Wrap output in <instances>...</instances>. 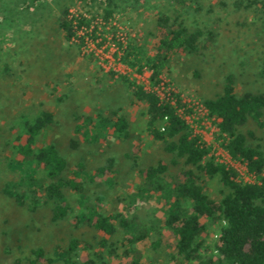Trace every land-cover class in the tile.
Returning <instances> with one entry per match:
<instances>
[{
    "label": "rangeland",
    "instance_id": "374dc122",
    "mask_svg": "<svg viewBox=\"0 0 264 264\" xmlns=\"http://www.w3.org/2000/svg\"><path fill=\"white\" fill-rule=\"evenodd\" d=\"M20 1L0 0V56L10 67V73L0 80V186L12 178L16 180L3 165L1 144L7 122L21 111L45 110L53 114L54 122L42 131L36 145L51 143L56 147L66 162L64 177H73L75 165L82 163L84 173L78 172L76 177L83 180L84 187L78 193L64 191L71 210L62 220L51 218L49 203L32 213L8 208L4 213L8 221L2 223L0 219V264H60L67 256L64 250L71 239L77 240L76 248L68 252L72 264H119L118 258L126 253H133L140 264H198L206 257L217 260L215 264H226L223 259H217L215 248L223 226L220 219L205 220L204 233L196 239L194 258L189 262L172 248L173 237L162 221L165 206L161 187L166 176L182 168V159L173 157L164 149V143L147 131L145 104L135 100L119 79L125 76L139 85L147 84L149 71L137 74L121 64L118 57L130 40L152 55L156 41L154 8L159 6L158 2L140 0L142 6L137 9L115 10L107 24L98 23L96 37H85L78 49L64 42L54 26L58 14L53 3L56 0L50 1L49 16L42 19L26 11L13 26L11 20L3 22L6 5L19 11ZM201 3L200 11L182 12L180 20L191 30L204 31L203 37L212 32L213 39L202 37L206 39V47H198L196 52H173L160 71L161 82L152 89L161 98L171 100L177 112L210 147L216 162L235 169L238 179L252 181L245 167L218 146L215 141L218 119L208 116L203 101L221 92L226 75H232L237 95L244 91L264 94V80L258 76L264 67V29L252 8H244V0H202ZM69 7L71 13L81 10L88 16L100 10L99 3L81 9L73 0ZM111 26L117 29L114 42L109 35ZM31 28L32 32L28 33ZM85 55L91 56L85 58ZM30 62L32 68L28 66ZM97 115L110 121L124 118L127 135L121 138L106 132L103 138L92 140L91 136L86 138L85 134L74 132V127L84 118L95 121ZM98 129L99 126L91 124L85 131ZM240 131L246 134L249 145L258 144L264 149V131L252 121ZM70 140H75V147L70 146ZM158 163L166 167L165 172L144 179L142 172ZM100 166L109 168L90 180ZM201 187L215 201L225 193L216 176H203ZM17 189L28 194L26 188ZM88 207L123 217L130 229L123 232L114 221V233L105 244H100L98 231L85 225L75 228L68 221L71 215ZM127 233L145 236L128 244ZM37 248L41 249L43 259H35L33 251Z\"/></svg>",
    "mask_w": 264,
    "mask_h": 264
},
{
    "label": "trees",
    "instance_id": "16d2710c",
    "mask_svg": "<svg viewBox=\"0 0 264 264\" xmlns=\"http://www.w3.org/2000/svg\"><path fill=\"white\" fill-rule=\"evenodd\" d=\"M50 1L52 0H21L18 4L19 11L6 5L3 22L11 20L13 22L11 25L17 24L23 17L22 13L26 11L39 15L38 20L45 15L49 16ZM56 1L53 3L58 14L54 19V26L64 42L72 43L78 49L83 46L85 37L90 39L96 37L98 23L107 24L115 10L137 9L142 6L140 0H73L81 9L99 3L100 10L88 16L81 10L71 13L69 2L72 0ZM155 1L159 6L156 5L154 8L156 41L152 55H148L142 45L130 40L118 57L121 64L137 74L149 71L147 85H139L125 76H120L119 79L135 100L145 104L147 131L154 139L164 143V149L168 153L182 159V168L175 174L166 176L161 187L162 204L165 206L162 221L173 237L171 246L178 256L189 262L194 258L196 239L204 233L205 220L220 219L223 226L215 245L217 259H223L226 264H264V149L258 144L249 145L246 134L240 131L248 121H252L256 127L264 131V94L244 91L237 95L232 75H226L221 92L214 98L203 101L208 116L218 119L215 133L218 146L230 159L240 162L252 179L242 181L238 179L235 169L214 160L210 154V147L177 112L171 100L160 98L152 89L161 82L160 71L173 52L180 51L186 54L196 52L198 47H206V39L203 38L209 36L210 40L213 39L212 32H207L203 37L204 31L191 30L180 20L182 12L200 11L202 0ZM244 1V8H252L251 12L255 19H258L264 29V0ZM241 3L238 1V4ZM116 30L115 27H110L109 35L113 42ZM27 32H32V28ZM118 45L121 47L120 43ZM89 56L91 55H85V58ZM28 66L32 68L34 65L30 62ZM9 73L8 63L0 56V80ZM258 76L264 80V67L258 71ZM178 102L175 98V103ZM95 119L93 121L91 118H84L74 127V132L85 134L86 138L91 136L92 140L103 138L106 132L121 138L127 135L124 118L119 117L110 121L97 115ZM53 122V114L45 110L21 111L7 122V133L1 144L4 151L3 165L16 176V180L12 178L0 186L2 223L8 221L4 213L10 207L32 213L47 203L50 204L51 218L62 220L71 210L64 191L75 193L83 191V180L76 177L78 172L84 173L82 163L75 165L76 173L73 177H64L66 162L56 147L51 143L36 145L39 135ZM157 123L161 126H157ZM91 124L99 126V131H85ZM69 144L71 147L76 146L75 140H70ZM108 168L109 166L98 167L90 176V180L104 174ZM165 168L162 163H158L156 166L146 168L142 175L144 179H150L163 174ZM203 176L207 178L216 176L224 187L225 193L218 201L210 199L203 193L201 187ZM18 186L26 188L28 194L18 190ZM68 221L72 227L85 225L98 231L101 235L99 242L102 245L114 233V221L123 232L130 229L129 222L123 217L101 213L94 207L76 212ZM143 236L145 235L127 233L125 241L128 244L135 243L142 240ZM76 246L77 240L71 239L64 250L67 256L62 258L60 264H72L68 252L74 250ZM33 255L36 260L43 259L40 248L35 249ZM118 261L119 264H140L133 253L124 254ZM216 261L206 257L198 264H215Z\"/></svg>",
    "mask_w": 264,
    "mask_h": 264
},
{
    "label": "built area",
    "instance_id": "2783aa9c",
    "mask_svg": "<svg viewBox=\"0 0 264 264\" xmlns=\"http://www.w3.org/2000/svg\"><path fill=\"white\" fill-rule=\"evenodd\" d=\"M147 79H148V76L145 78V80H146L145 82H147ZM145 85H147V84H145ZM160 98H161V97H160Z\"/></svg>",
    "mask_w": 264,
    "mask_h": 264
}]
</instances>
